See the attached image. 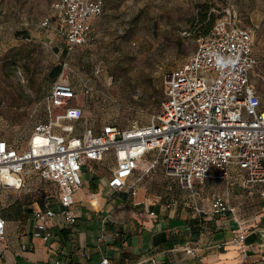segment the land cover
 <instances>
[{"label": "built area", "instance_id": "built-area-1", "mask_svg": "<svg viewBox=\"0 0 264 264\" xmlns=\"http://www.w3.org/2000/svg\"><path fill=\"white\" fill-rule=\"evenodd\" d=\"M51 8L52 15L43 18L41 26L48 28L51 20L55 21L58 34L66 41L67 54L93 40V22L103 13L104 0H54ZM256 26L238 25L230 14L216 18L193 54L167 73L166 98L147 123L133 121L124 128L113 122L97 128L87 124L76 132L73 123L83 116L81 100L92 87L86 80L78 86L55 80L41 101L44 120L37 121L25 138L0 139V189H22L32 175L57 188V207L32 210V236L47 241L57 217L67 225L77 224L73 194L83 185V166L87 161L103 162L108 152L114 159L106 183L111 190L128 189L134 194L135 180H130L146 155L152 154L155 158L146 171L160 160L165 173L176 177L183 189L192 191L209 179H218L226 184L239 183L246 196L258 193L264 200V101L250 80L256 63ZM214 54L231 56L237 63L218 69ZM93 68L96 74L103 72L104 60L97 59ZM99 193L103 194L104 188ZM191 199L183 200L182 205L196 214L224 216L237 211L223 193L212 197L208 211ZM178 205L177 199L166 204ZM252 228L247 225L231 238L238 254L235 264H248L246 238ZM256 231L264 254V228ZM5 236L6 220L0 203V243ZM183 250L203 260L196 247L185 245ZM96 264L112 263L102 257Z\"/></svg>", "mask_w": 264, "mask_h": 264}, {"label": "rangeland", "instance_id": "rangeland-1", "mask_svg": "<svg viewBox=\"0 0 264 264\" xmlns=\"http://www.w3.org/2000/svg\"><path fill=\"white\" fill-rule=\"evenodd\" d=\"M53 1L0 0V138H25L37 121L44 120L41 101L58 78L77 86L86 80L92 87L81 100L83 116L73 123L76 132L87 124L97 128L113 122L124 128L133 121L147 123L158 108L167 73L178 69L206 36L201 25L208 18L196 22L205 7H209L207 17L230 14L238 25H257L250 80L264 101V0H104L103 13L92 28L93 40L67 54L55 21L48 28L41 26L42 19L52 15ZM100 58L105 69L96 74L93 65ZM56 64L62 69L52 77L49 71ZM84 169L83 185L73 194L77 208L87 205L84 192L93 176L90 163ZM164 184L175 189L174 182ZM152 186L164 185L155 180ZM199 188L184 191L191 196L197 192L198 204L206 210L209 202ZM201 189L209 197L213 192L231 193L232 205L238 202L236 193L246 196V189L238 184L217 182ZM39 191L0 189V203L7 192L23 195L25 203L38 199ZM240 207L245 217L264 214L258 193L244 197ZM260 225L264 228V215Z\"/></svg>", "mask_w": 264, "mask_h": 264}, {"label": "crops", "instance_id": "crops-1", "mask_svg": "<svg viewBox=\"0 0 264 264\" xmlns=\"http://www.w3.org/2000/svg\"><path fill=\"white\" fill-rule=\"evenodd\" d=\"M154 158L152 154H147L131 178L130 182L135 180L134 194L128 189L116 191L106 187L114 167L111 152L106 154L103 162L87 161L82 174L88 163L93 172L84 192L87 205L83 208L73 206L78 216L74 226L63 223L60 217L55 218L52 235L47 241L31 234L35 223L32 210L46 205L57 207V188L36 175L28 177L23 188L27 192L39 188L38 199L24 203L23 195L19 198V194L12 192H7L1 199L6 236L0 243V264H54L55 261H60V264H96L102 257L109 258L112 264H235L238 260L237 248L230 241L236 232L247 225L253 227L246 238L247 263L264 264L256 231L261 227L264 214L242 215L240 205L246 197L244 194H235L238 200L234 204L237 207L235 213L224 216L196 214L191 208H185L182 201L192 198L198 204L199 196H195L198 193L195 192L193 196L186 193L176 177L165 173L160 160L146 171ZM155 180L164 186L153 187ZM166 181L174 182L175 189L164 184ZM217 182L223 181L209 179L198 186L209 202L206 211L210 209L212 197L219 192H213L209 197L201 187ZM102 188L104 193L100 194ZM223 194L229 202L231 193ZM173 199H177L179 205L167 207L166 204ZM222 242L223 247L218 248L217 244ZM22 245H25V249H22ZM185 245L196 247L203 260L200 262L194 255L185 253Z\"/></svg>", "mask_w": 264, "mask_h": 264}, {"label": "trees", "instance_id": "trees-1", "mask_svg": "<svg viewBox=\"0 0 264 264\" xmlns=\"http://www.w3.org/2000/svg\"><path fill=\"white\" fill-rule=\"evenodd\" d=\"M208 8L209 7H205L204 9H203V11H200V16H198V18H197V23L198 24H202L203 23V21L206 19V18H208V20H207V22H206V25L205 26H203L202 27V25H201V28H202V33L203 34H207L210 30H211V28H212V26H213V23H214V21H215V19L216 18H218V16L215 18V15L213 14V13H209V17H207L208 15ZM220 17V16H219ZM61 69H62V66L60 65V64H56V65H54L51 69H50V71H49V74L52 76V77H56V76H58V74L61 72ZM250 75H251V73H250ZM57 80V79H56ZM55 81V80H54ZM53 81V82H54ZM52 82V83H53ZM52 83H51V85H52ZM51 85H50V87H51ZM48 92H49V90H48ZM48 92H47V94H48ZM166 98V93H165V89H164V87H163V95H162V98L161 99H159V100H157L156 101V104H158V108H157V110L156 111H160V107H161V102L164 100ZM117 125V124H116ZM118 126V125H117ZM77 132H80V130L79 131H77ZM0 139H3V138H0ZM124 254V253H123Z\"/></svg>", "mask_w": 264, "mask_h": 264}, {"label": "clouds", "instance_id": "clouds-1", "mask_svg": "<svg viewBox=\"0 0 264 264\" xmlns=\"http://www.w3.org/2000/svg\"><path fill=\"white\" fill-rule=\"evenodd\" d=\"M214 58H215L216 67L221 70L225 68L233 67L237 63V60L231 56L225 57L220 54H214Z\"/></svg>", "mask_w": 264, "mask_h": 264}]
</instances>
